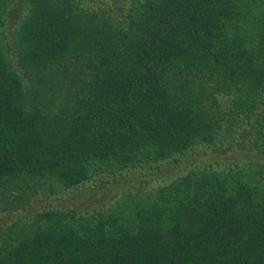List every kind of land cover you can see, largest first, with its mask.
I'll use <instances>...</instances> for the list:
<instances>
[{
	"label": "trees",
	"instance_id": "1",
	"mask_svg": "<svg viewBox=\"0 0 264 264\" xmlns=\"http://www.w3.org/2000/svg\"><path fill=\"white\" fill-rule=\"evenodd\" d=\"M0 264H264V0H0Z\"/></svg>",
	"mask_w": 264,
	"mask_h": 264
},
{
	"label": "rangeland",
	"instance_id": "2",
	"mask_svg": "<svg viewBox=\"0 0 264 264\" xmlns=\"http://www.w3.org/2000/svg\"><path fill=\"white\" fill-rule=\"evenodd\" d=\"M199 163H201V162H199ZM124 178H125V177H124ZM125 179H126V178H125ZM129 185H130V184H129ZM129 188L133 189V186L130 185ZM75 199H77V198L75 197ZM74 202H76V201H74ZM74 202H73V203H74ZM79 202H80V201L77 199V202H76V203H79ZM76 203H75V204H76ZM82 206H83V205H82Z\"/></svg>",
	"mask_w": 264,
	"mask_h": 264
}]
</instances>
